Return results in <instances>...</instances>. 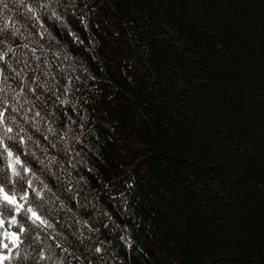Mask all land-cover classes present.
<instances>
[{"label":"trees","instance_id":"1","mask_svg":"<svg viewBox=\"0 0 264 264\" xmlns=\"http://www.w3.org/2000/svg\"><path fill=\"white\" fill-rule=\"evenodd\" d=\"M6 3L3 264H264V0Z\"/></svg>","mask_w":264,"mask_h":264},{"label":"snow or ice","instance_id":"2","mask_svg":"<svg viewBox=\"0 0 264 264\" xmlns=\"http://www.w3.org/2000/svg\"><path fill=\"white\" fill-rule=\"evenodd\" d=\"M6 3V0H0V5H3ZM25 0H20V4H24ZM28 12H33V9L31 7L27 8ZM12 28V34L15 35L16 32H18L19 30L15 28L14 23L9 20L7 22H4L3 24H0V45L5 43V40L3 39L4 33L7 29ZM14 50L9 47L8 48V52H13ZM8 52H3L2 50H0V63H3L5 61V57L8 55ZM0 75H3V71L0 70ZM2 92V91H0ZM3 105H0V126H3L4 129L7 130L8 133H12L13 132V128L8 126L7 124V116H6V112L3 110ZM13 111H15V109H13ZM36 116H40L39 112H36L35 114ZM49 131H51V129H49ZM29 139H31V137H29ZM19 142L21 144H23L24 138L20 137ZM3 147L5 148H10L9 145H7L6 143L3 144ZM0 155H3V153H0ZM9 158H15V161L17 164H20L21 166L24 165V163L22 162L20 156L18 154H14L12 151H8L7 153ZM7 168L11 171V173L14 175L17 171V168L15 167V164L13 163H9ZM31 173V168L29 167H24L23 168V173L22 174H29ZM28 188L29 189H33V185L32 182L29 181L28 182ZM36 192H41V190H36ZM42 194V193H41ZM29 192L24 191L23 194L21 196H19V200L21 201L23 197H26L29 201V203L27 204L28 206H26V204L23 203H19L18 202V198L16 195H13V193H10L9 191H5V187L4 186H0V198L3 199L4 204L5 205H10L12 206V208H15V215H11L10 219L5 220L3 217L6 214L10 213V209L4 207L3 205H0V224L4 225V229H5V224L7 223V225L9 224V222L13 223V224H17V225H23V227H19V233H24L26 231L24 223L22 222V219H18V217L23 218V212L22 210L27 207L31 217L36 221V226H42L44 224L45 218L42 214V212L40 211L39 206L36 207V210L33 211L32 207H31V202L29 199ZM8 216V215H7ZM3 240H0V248L2 249H7L9 253L12 252L13 248H16L18 246V243H14L13 241H20V236L17 232H8L7 229L4 230L3 232ZM7 240L9 243H4L3 241ZM9 244H11V248L9 247ZM100 249L97 248V252H99ZM9 259V256L4 255L2 253H0V264H3V261Z\"/></svg>","mask_w":264,"mask_h":264},{"label":"clouds","instance_id":"3","mask_svg":"<svg viewBox=\"0 0 264 264\" xmlns=\"http://www.w3.org/2000/svg\"><path fill=\"white\" fill-rule=\"evenodd\" d=\"M14 2H17V3L20 4V0H14ZM7 8H8V4H7V3H5V4H3V5H0V20H3V21H5V22H7V21H9V20H12V17H11V16H5V14H4V13H5V9H7ZM9 11H10V9H9ZM0 91L3 92L4 89H3V88H0ZM17 95H19V93H17ZM0 127H2V126H0ZM8 134H9V133L7 132V130L3 128L2 133H0V150H2V153L5 154V155H3V160H4V162H5V166H6V167L8 166L9 163H13V164H15V167H16V166H19V168L16 167V168H17V171H16V173H15L14 175L12 174V177H16V178H19V179H21V180H23V179H27L28 182H29V181L32 182V181L38 179L35 175H32V176L29 178L28 174H22V173H23V168H24V167H27V166H26V165L21 166L20 164H17V163H16L14 157H13V158H9V157H8V155H7L8 151H12V152H13V150L10 149V148H5V147H3V144L5 143V138H7L8 140H13V139L16 138L15 136H9ZM16 135H18V134H16ZM13 153H14V152H13ZM0 172H3V168H0ZM44 188L46 189V188H47V185H44ZM34 192H35V196H36L37 199L42 198V194H41V193L43 192V189L41 190V192H36L35 189H34ZM12 193H13V195H16V196H17V195L19 194V189H15V190H13ZM21 195H22V194H20V196H21ZM21 201L24 202L23 204H28V203H29V201H28V199H27L26 197H23ZM0 203H4V201H3L2 198H0ZM45 203H47V201H45ZM31 207H32V206H31ZM13 209L15 210V208H13ZM32 210L35 211L36 208H35V207H32ZM22 212H23L24 217H26V219H27L28 221H30L32 225H36V221L31 217L30 212H29V210H28L27 207H25V208L23 209ZM3 218H4L5 220H8V219H9L8 216H7L6 214L4 215ZM14 226H18V227H21V228L23 227V225H17V224H13V223L9 222V224H8V228H7V231H8V232H11V229H12ZM42 226H43V230H45V231H48V230H53V231H54V226H53V224L50 223L49 220L46 219V218H45L44 224H43ZM39 227H40V226H39ZM0 229H4V225L0 224ZM3 232H4V231L0 232V235H3ZM34 239H35L36 241H39V240H40V236H39V235H36V236L34 237ZM13 242H14V243H19V241H13ZM22 251H25V250H22ZM96 251H97V249H96ZM17 255H19V253H17ZM26 255H30V253H26ZM44 258H45L44 251L41 250V252H40V254H39V259H40V260H44Z\"/></svg>","mask_w":264,"mask_h":264}]
</instances>
